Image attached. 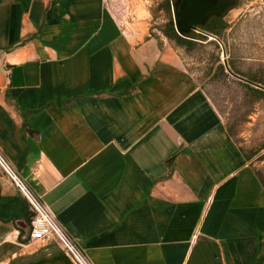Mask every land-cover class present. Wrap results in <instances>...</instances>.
<instances>
[{"label": "crops", "instance_id": "0c3cea01", "mask_svg": "<svg viewBox=\"0 0 264 264\" xmlns=\"http://www.w3.org/2000/svg\"><path fill=\"white\" fill-rule=\"evenodd\" d=\"M0 152L92 264H264V183L163 37L105 0H0ZM0 170V264H73Z\"/></svg>", "mask_w": 264, "mask_h": 264}, {"label": "rangeland", "instance_id": "374dc122", "mask_svg": "<svg viewBox=\"0 0 264 264\" xmlns=\"http://www.w3.org/2000/svg\"><path fill=\"white\" fill-rule=\"evenodd\" d=\"M162 1L105 0L120 25L142 23L155 38L162 36L159 30L168 17L161 10ZM223 15L228 28L222 41L208 36L190 54L175 51L264 183V90L212 66L219 54L222 64L232 59L240 74L264 81V0H234ZM170 16L174 20L172 10Z\"/></svg>", "mask_w": 264, "mask_h": 264}, {"label": "built area", "instance_id": "2783aa9c", "mask_svg": "<svg viewBox=\"0 0 264 264\" xmlns=\"http://www.w3.org/2000/svg\"><path fill=\"white\" fill-rule=\"evenodd\" d=\"M0 170L28 205L32 216L26 235L27 242L54 239L73 264H92L76 241L60 225L44 202L29 188L17 170L0 152Z\"/></svg>", "mask_w": 264, "mask_h": 264}, {"label": "trees", "instance_id": "16d2710c", "mask_svg": "<svg viewBox=\"0 0 264 264\" xmlns=\"http://www.w3.org/2000/svg\"><path fill=\"white\" fill-rule=\"evenodd\" d=\"M175 0H163L161 3V10L167 14V19L165 21L164 28L160 29L161 35L169 42V44L173 47L174 50H182L184 54H190L194 52L203 42L208 40V36L216 38L219 41H222L224 31L228 28V25L223 21L224 15L218 18H211L204 26H197L194 30L188 31L183 33L182 35H178L175 29L174 20L172 19L171 10L172 5ZM152 36V35H151ZM214 47L218 49L217 43L212 41ZM216 65L215 70L224 71L226 67L224 63L220 62L219 54L216 55L215 63L212 64ZM226 65L229 69V73L238 76L242 79H245L250 84L264 88V81L256 80L250 76H244L240 74L236 68L235 63L232 59H228ZM248 88H251L249 85H246ZM252 89V88H251ZM241 150V149H240ZM242 151V150H241ZM245 158L249 160V156L246 155L243 151ZM31 220V219H30Z\"/></svg>", "mask_w": 264, "mask_h": 264}, {"label": "water", "instance_id": "95a60500", "mask_svg": "<svg viewBox=\"0 0 264 264\" xmlns=\"http://www.w3.org/2000/svg\"><path fill=\"white\" fill-rule=\"evenodd\" d=\"M233 5L234 0H175L172 5V13L176 32L178 35H182L194 30L197 26H204L209 19L221 17ZM223 63L229 72L226 62ZM233 76L249 83L245 79ZM261 89L264 90V88Z\"/></svg>", "mask_w": 264, "mask_h": 264}, {"label": "flooded vegetation", "instance_id": "af4514ba", "mask_svg": "<svg viewBox=\"0 0 264 264\" xmlns=\"http://www.w3.org/2000/svg\"><path fill=\"white\" fill-rule=\"evenodd\" d=\"M175 3V2H174Z\"/></svg>", "mask_w": 264, "mask_h": 264}]
</instances>
